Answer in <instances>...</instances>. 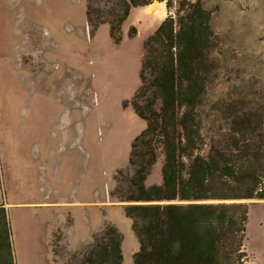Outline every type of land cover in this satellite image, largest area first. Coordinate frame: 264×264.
<instances>
[{
	"label": "rangeland",
	"instance_id": "obj_1",
	"mask_svg": "<svg viewBox=\"0 0 264 264\" xmlns=\"http://www.w3.org/2000/svg\"><path fill=\"white\" fill-rule=\"evenodd\" d=\"M88 3L0 0V200L5 194L8 202H82L79 207L11 209L15 264H80L81 252L106 223L122 235L121 264H130L138 249L131 219L123 212L129 202L109 193L120 181L126 190L133 173L128 163L131 143L145 122L131 101L140 84L144 43L167 9L164 1L132 7L115 40L108 23L88 24ZM202 3L211 11L215 34L207 90L197 110L199 151L206 154L211 147L233 146V132L245 125L264 129V0ZM18 52L26 55L25 66L44 70L36 98H28V75H21L26 68L19 70L15 62ZM3 94L10 98L3 102ZM9 101L13 110L5 105ZM59 115L71 123L66 131L70 138L76 136L79 147L71 149L40 134V119H54L59 126ZM38 141L51 145L50 159L34 154ZM163 162L157 146L146 185L161 183ZM242 201L248 206L247 264H264V200Z\"/></svg>",
	"mask_w": 264,
	"mask_h": 264
},
{
	"label": "trees",
	"instance_id": "obj_2",
	"mask_svg": "<svg viewBox=\"0 0 264 264\" xmlns=\"http://www.w3.org/2000/svg\"><path fill=\"white\" fill-rule=\"evenodd\" d=\"M165 2L167 15L145 43L140 84L131 104L145 127L134 137L128 163L133 173L109 194L123 205L138 241L130 264H247L244 247L248 206L264 200V129L245 125L233 146L201 148L198 106L206 94L209 52L215 44L211 11L202 0H89L88 24L108 23L111 37L132 7ZM131 34H135L132 27ZM164 153L162 181L145 184ZM122 235L110 223L93 235L80 264H121ZM3 264H15L8 211L0 204Z\"/></svg>",
	"mask_w": 264,
	"mask_h": 264
},
{
	"label": "crops",
	"instance_id": "obj_3",
	"mask_svg": "<svg viewBox=\"0 0 264 264\" xmlns=\"http://www.w3.org/2000/svg\"><path fill=\"white\" fill-rule=\"evenodd\" d=\"M30 53L32 55V51H30ZM25 57L26 55L20 54L19 52L16 53L15 55V62L19 70L23 68ZM34 66L32 67V65L30 66L24 65V68H26V72L24 73V75L23 73L19 71L22 77L25 76V74L28 75L25 77V79L28 80V90H29L28 98L38 97L39 96L38 92L42 90V85L45 81L44 70H40V69L38 70L37 67L36 66L34 67ZM7 97H9V95L5 96L3 94L1 100L3 101V99L10 98V97L9 98ZM8 103H9L8 105L7 103H5V105L10 109L12 108L13 110V104L11 105L10 101ZM38 116L39 114L36 117L38 118ZM58 119L62 120V115H59ZM53 120L54 119L50 120L48 117L44 118V120L42 118L40 119V123H41V127H40L41 133L40 134L46 135L47 137H50V138H53V137L56 138L58 140L59 145H67L71 149H74L75 147H79L80 141L76 142V136L70 138L69 133L66 131L67 127L71 123H69V121H66L64 116H63V120L61 121V125L59 126L57 124H53ZM74 125H76V130L79 129V127H77L78 121H76ZM34 149L36 150L34 151V154L36 155L42 154V157L46 156L48 159H50L54 155L53 151L51 150V145H48V143L46 142H39V141L36 142ZM43 149L47 150L46 153H43L42 151ZM1 156H2V153L0 151V187H1V180L3 178L2 177L3 171L1 168ZM4 197H5L4 201L1 202L0 200V204L3 203V205L7 209L10 222H11V215H10L11 209H18V211H20V209L24 208L26 205L37 206V207L40 206V207L46 208V207H49L50 205H55V204H63L65 207H72V206L79 207V205L82 204V202H79V201H68V200H65V201L58 200V201H52V202L45 201V200H37V201H31V202H8L7 196L5 194H4Z\"/></svg>",
	"mask_w": 264,
	"mask_h": 264
},
{
	"label": "bare ground",
	"instance_id": "obj_4",
	"mask_svg": "<svg viewBox=\"0 0 264 264\" xmlns=\"http://www.w3.org/2000/svg\"><path fill=\"white\" fill-rule=\"evenodd\" d=\"M150 26H151V25H150ZM150 26H149V27H150Z\"/></svg>",
	"mask_w": 264,
	"mask_h": 264
}]
</instances>
